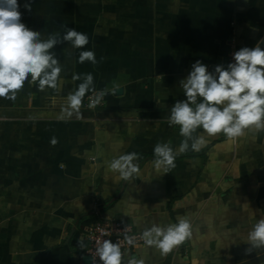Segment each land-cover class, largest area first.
<instances>
[{"label": "crops", "instance_id": "obj_1", "mask_svg": "<svg viewBox=\"0 0 264 264\" xmlns=\"http://www.w3.org/2000/svg\"><path fill=\"white\" fill-rule=\"evenodd\" d=\"M19 2L26 11L29 0ZM30 3L35 16L41 6ZM49 10L40 16L51 24L69 17L67 28L76 29L81 13L99 35L83 32L84 49L63 43L59 90L25 83L7 106L1 98L0 264H91L84 237L95 222L124 220L143 233L188 213L191 240L166 256L144 242L125 252V264L129 256L144 264H238L263 254L246 252L245 240L264 218V132L206 137V147L177 156L167 174L154 168L153 148L176 149L183 139L167 120L185 99L179 82L193 63L212 72L242 47L264 48V0H68ZM82 50L97 63H79ZM86 73L105 92L104 104L63 116L82 82L73 76ZM131 152L138 174L127 181L106 174L105 161Z\"/></svg>", "mask_w": 264, "mask_h": 264}, {"label": "clouds", "instance_id": "obj_2", "mask_svg": "<svg viewBox=\"0 0 264 264\" xmlns=\"http://www.w3.org/2000/svg\"><path fill=\"white\" fill-rule=\"evenodd\" d=\"M31 11V3H25ZM18 0H0V98L15 100L25 83L39 91L47 88L59 90L62 63L51 51L54 46L67 42L72 49H84L89 37L74 28L61 34L50 33L47 39L39 31L29 29L22 22ZM97 63L91 50L79 52L78 62ZM73 80H82L67 96V107L62 115L80 118V107L86 94H95L90 107H95L105 95L96 92L91 73L74 75ZM185 99L178 100L170 108L168 125L178 126L183 138L179 147L169 143H157L153 148L154 168L164 174L175 167L176 157L189 150L199 152L207 145L206 137L223 135L227 141L243 137L248 131L264 132V48L242 47L233 53L232 62L225 67L217 64L210 72L197 60L190 73L179 82ZM202 129L201 134L197 130ZM51 143H57L55 137ZM136 152L121 154L105 161L106 174L115 180H130L140 172ZM192 213L177 218L176 223L160 225L153 223L144 229L142 238L149 246L156 247L166 256L186 241L191 240ZM129 245L134 238L125 235ZM246 252L264 250V218H260L247 232ZM83 247V243L80 244ZM96 257L100 264H125V255L118 243L109 239L97 242ZM259 255V252L257 253ZM92 264L96 259L92 258ZM126 264H144L131 256Z\"/></svg>", "mask_w": 264, "mask_h": 264}, {"label": "rangeland", "instance_id": "obj_3", "mask_svg": "<svg viewBox=\"0 0 264 264\" xmlns=\"http://www.w3.org/2000/svg\"><path fill=\"white\" fill-rule=\"evenodd\" d=\"M19 1L20 0H18V3H20ZM30 1L31 0H29V2ZM38 1H39L38 5L41 7H37V15H35V16L29 15V12H27V10L23 11V10H21V8H19V11L22 13V22L29 29L41 32L42 38H44V39H47V37L50 33L59 32V33L63 34L67 29V25H69V17H63V16L59 17V19L57 21L52 22L53 24H51L49 22V20L51 21V16H46L43 14V18H42L40 16V12L42 13V8L44 9L45 12H47V8H48V10H49V8L51 10H56L58 5H61L62 3H67L68 0H37V2ZM49 13H51L50 10H49ZM84 23L85 22L82 18V14L80 13V15L77 16V24H76L77 28L75 29V27H74V29L77 30L78 32H82V33L86 31L89 35H95L97 33L96 29L98 28L97 27L98 25H93V24L88 25L86 23L84 25ZM72 27L73 26H71L70 28H72ZM86 28H88V29H86ZM97 35H99V32L97 33ZM61 49H63V43L54 46V48L51 51H53L56 54L57 59L62 63V61H61L62 60ZM95 91L98 93V92L103 91V90L95 89ZM93 94L94 93L90 92L85 97V101L87 100V98L89 96H91ZM48 98L51 99V95H49ZM49 99H48V101H49ZM85 101L82 104L83 107H86ZM64 102L67 104V102L63 101L62 99H58L56 101V103H59L61 105H65ZM0 103H1V98H0ZM7 103H9V99H6V100L3 99L2 105L7 106ZM86 108H91V107H86ZM16 110H19V108H17ZM260 264H264V262H262Z\"/></svg>", "mask_w": 264, "mask_h": 264}, {"label": "built area", "instance_id": "obj_4", "mask_svg": "<svg viewBox=\"0 0 264 264\" xmlns=\"http://www.w3.org/2000/svg\"><path fill=\"white\" fill-rule=\"evenodd\" d=\"M233 52L230 54V60L232 62ZM95 94L89 96L85 101V106L90 107L92 100L94 99ZM104 104V96L100 100L98 105ZM97 106V105H96ZM236 141V139L234 140ZM131 236L134 238V244L129 245L125 240V235ZM85 240L88 243L87 252L91 258L96 259V264H100L99 258L96 257L95 249L97 247V242H102L105 239L111 240L113 243H118L121 246L123 253L127 251L134 250L137 246L144 243L142 238V233L136 231L134 227L124 221V220H115L107 218L102 221H97L94 224L88 226L85 231Z\"/></svg>", "mask_w": 264, "mask_h": 264}, {"label": "water", "instance_id": "obj_5", "mask_svg": "<svg viewBox=\"0 0 264 264\" xmlns=\"http://www.w3.org/2000/svg\"><path fill=\"white\" fill-rule=\"evenodd\" d=\"M118 90L121 91V89L117 88L116 90H114V92H117ZM262 262H264V253L238 264H260Z\"/></svg>", "mask_w": 264, "mask_h": 264}]
</instances>
